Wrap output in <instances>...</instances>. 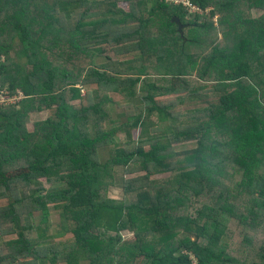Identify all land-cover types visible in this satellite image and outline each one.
I'll list each match as a JSON object with an SVG mask.
<instances>
[{"label": "trees", "instance_id": "obj_1", "mask_svg": "<svg viewBox=\"0 0 264 264\" xmlns=\"http://www.w3.org/2000/svg\"><path fill=\"white\" fill-rule=\"evenodd\" d=\"M189 1L204 13L167 0H0V90L24 95L0 106V264H264L254 238L264 231V0ZM201 82L219 99L177 111L206 101ZM109 93L129 101L124 128H141L120 149ZM43 109L52 113L29 131ZM192 141L187 161L169 160ZM104 147L113 154L101 163ZM116 166L145 173L121 201L106 197ZM50 206L71 239L53 241Z\"/></svg>", "mask_w": 264, "mask_h": 264}, {"label": "rangeland", "instance_id": "obj_2", "mask_svg": "<svg viewBox=\"0 0 264 264\" xmlns=\"http://www.w3.org/2000/svg\"><path fill=\"white\" fill-rule=\"evenodd\" d=\"M121 6L124 9L128 10L127 5L121 4ZM261 15H262L261 11L254 10V9L252 10V17L253 18H258ZM214 21H215V23L218 22L217 16L214 18ZM0 27L1 28L3 27L1 23H0ZM3 35H4L5 39L9 38V32L7 31V28H5ZM220 36H222V35H220ZM130 58L133 59L134 57L133 56L132 57L131 56L118 57V59L120 61H129ZM104 61H105V59L100 57V58H97L96 63H102ZM21 63L24 66H26L25 59H22ZM125 67H128V66L125 65ZM201 83H202V86H204L203 94L205 96V97L202 96V98H205L206 101H201L200 99H197V98L188 99L186 101V103L177 107V111L186 112V111L195 110L198 108L207 107L210 101L216 102L219 99L216 95L213 94V91L211 90V89H213V86L215 84L204 83V82H201ZM80 89H81V95L84 96L88 91L93 90L94 86H88V87H84V88L80 87ZM206 92H208V93H206ZM108 99H109L108 110L110 112L111 119L113 121V125L107 126L108 127L107 129H110V128L119 129L114 134V145H115V149H120L123 147L124 143L129 139V137H132L134 140H137L141 136V134H140L141 128L140 129L138 128L135 130L131 129V128H128V129L124 128L126 125V122H127V116H126L125 111H127L126 106L128 105V102H129L124 96H122L120 94H116V93H109ZM177 99H178V95H173V96L159 98L158 101H162V102L163 101L164 102L173 101L176 103ZM79 103H80V101H76V102H73V105H78ZM139 104H140L139 101H132V102H130V107L132 109V107L134 108V105H139ZM51 113H52V110H49V109H43L41 111L31 113L30 117H29V121L27 122V128L29 129V131H32L34 129V125L36 122L46 119L47 117L50 116ZM149 120L150 119L145 117V123H148V126H149V122H150ZM150 135H152V134L149 133L147 135V137ZM153 135H152L153 137H163L164 133H158V134L153 133ZM162 141L167 142L166 139H162ZM196 148H197V142H195V141L188 142V143H182V144H174V145H172V150L175 152L176 155L169 160L175 161V162L178 161L179 163L185 162L189 159L188 157H186L188 155L187 152L192 151ZM149 149H150L149 146L144 147V151H148ZM112 154H113V148H110V147L109 148L108 147L100 148L98 151L99 162L105 163L112 156ZM144 174L145 173L142 171L129 173L122 166L114 167L113 170L110 171L111 180L107 179V181H110V182L108 184V187L106 188V197L108 199H113V200H117V201H121L123 199H126V194H125V190H124L125 182L130 180V179H135L137 177H141ZM172 175H174V174H172V173L160 174V175L155 174L153 176H150L149 179H150V181L159 182V181H164V180L170 178ZM40 183H42V185L44 187V191L48 190L51 186L44 179L40 180ZM6 204H7V201H0V206L6 205ZM39 220H40V216H39V214H36L35 215V223L39 224ZM47 221L51 226V230H52L53 235H54V239H53L54 242H62V241H66V240H69L72 238V234L68 231V226L66 225V223L64 221L61 210L54 209L53 206H50ZM257 232L254 233V238H255V240H258L256 247L259 248L262 244H264V231L260 230L259 233H257ZM119 234L125 240L133 239V234L131 232H129L128 230H126L124 227H121L119 229ZM182 237H183V234H182ZM11 238H15V236H6L4 238V240H8ZM225 244L229 247L232 246L229 254H231V256L234 258H239V256H237V253H236V249L238 247L239 242L235 241L234 239L232 241L229 239V240L225 241ZM252 257H254L255 261L258 263V259L255 256V254L252 255ZM45 264H50V263L46 262ZM57 264H62V263L59 262ZM79 264H88V263L85 261H81Z\"/></svg>", "mask_w": 264, "mask_h": 264}, {"label": "built area", "instance_id": "obj_3", "mask_svg": "<svg viewBox=\"0 0 264 264\" xmlns=\"http://www.w3.org/2000/svg\"><path fill=\"white\" fill-rule=\"evenodd\" d=\"M170 3L175 4H181L185 8L188 9L190 13H199L203 14L204 11H202L199 7L196 5H193L189 0H167ZM5 61V57H0V64ZM24 98L23 93L18 92L17 94H12L7 88L4 90H0V106L1 105H11V104H17Z\"/></svg>", "mask_w": 264, "mask_h": 264}, {"label": "water", "instance_id": "obj_4", "mask_svg": "<svg viewBox=\"0 0 264 264\" xmlns=\"http://www.w3.org/2000/svg\"><path fill=\"white\" fill-rule=\"evenodd\" d=\"M174 21H176L179 24V29L183 28V24L181 23L179 18H173Z\"/></svg>", "mask_w": 264, "mask_h": 264}]
</instances>
